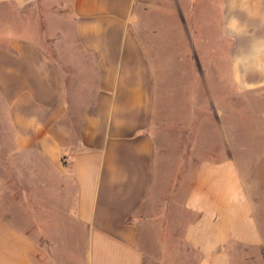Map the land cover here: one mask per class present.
Instances as JSON below:
<instances>
[{"label":"crops","instance_id":"crops-1","mask_svg":"<svg viewBox=\"0 0 264 264\" xmlns=\"http://www.w3.org/2000/svg\"><path fill=\"white\" fill-rule=\"evenodd\" d=\"M0 11V264H264V0Z\"/></svg>","mask_w":264,"mask_h":264},{"label":"clouds","instance_id":"clouds-1","mask_svg":"<svg viewBox=\"0 0 264 264\" xmlns=\"http://www.w3.org/2000/svg\"><path fill=\"white\" fill-rule=\"evenodd\" d=\"M247 29L240 24L236 17H232L227 25L228 38L232 40L244 39L248 41L251 51L257 56V63L250 72L264 76V34L257 30L255 36L247 35ZM240 59L239 57L237 58Z\"/></svg>","mask_w":264,"mask_h":264},{"label":"rangeland","instance_id":"rangeland-1","mask_svg":"<svg viewBox=\"0 0 264 264\" xmlns=\"http://www.w3.org/2000/svg\"><path fill=\"white\" fill-rule=\"evenodd\" d=\"M0 13H1V11H0ZM9 20L10 21H14V19L13 18H9ZM154 68V67H153ZM158 80H157V82H156V89H157V91H158ZM203 84L202 83H200V90H202V89H205L206 87L205 86H203ZM216 94H219L220 92L219 91H216L215 92ZM222 93V92H221ZM216 96H218V95H216ZM200 100H201V102H202V105H203V107L201 106V108H200V119H201V124H202V122H203V120L205 121V122H207V120H206V118H207V111H206V107H207V104H205V101H206V99H203V98H200ZM255 107H257L256 105H254V108ZM258 107H261L262 109H264V100L262 99V101L259 103V105H258ZM249 108H253V107H251L250 105H249ZM252 110H250L249 109V123L250 122H255V118L253 117V114H252V112H251ZM203 125H201V127H200V131H201V137H203V135H205L206 134V129L204 130V127H202ZM203 142V141H202ZM205 142H203V144H204ZM202 149H204L202 146H200V152L202 153ZM214 149V148H213ZM255 174H259L260 175V178H261V185H260V188L261 189H263V191H264V168H262L261 170H259V171H257V172H255ZM258 175V176H259ZM264 201V200H263ZM262 207L264 208V202H262ZM254 210H255V213H256V216H257V218H258V221H259V226H260V228H261V230L264 232V214H263V211L261 210V206H257V204L255 205L254 204ZM24 228H25V230L27 231V233L29 234V235H32V231H31V229L28 227V228H26L25 226H24ZM143 234V233H142ZM142 246V245H141ZM152 252H159V251H157V250H153ZM156 253H154V254H156ZM232 264H239V259L238 258H235V257H233L232 258Z\"/></svg>","mask_w":264,"mask_h":264}]
</instances>
